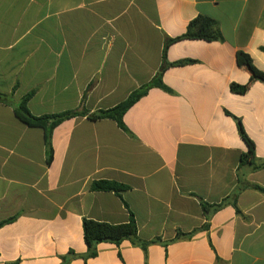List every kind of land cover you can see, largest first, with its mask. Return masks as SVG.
Returning <instances> with one entry per match:
<instances>
[{
  "label": "crops",
  "instance_id": "0c3cea01",
  "mask_svg": "<svg viewBox=\"0 0 264 264\" xmlns=\"http://www.w3.org/2000/svg\"><path fill=\"white\" fill-rule=\"evenodd\" d=\"M201 16L222 39L169 46L168 63L195 61L164 73L171 92L153 88L129 109L128 132L65 120L48 164L45 131L15 114L24 97L36 117L112 109L155 78L167 39ZM263 49L264 0H0V222L15 218L0 228V264H62L70 250V264H264V194L252 188H264V169L241 166L235 120L264 162V83L230 89L250 80L238 52L264 72ZM102 181L126 189L93 191ZM203 204L223 205L207 220ZM130 211L139 238L160 241L103 243L84 260L83 220L126 224Z\"/></svg>",
  "mask_w": 264,
  "mask_h": 264
},
{
  "label": "trees",
  "instance_id": "16d2710c",
  "mask_svg": "<svg viewBox=\"0 0 264 264\" xmlns=\"http://www.w3.org/2000/svg\"><path fill=\"white\" fill-rule=\"evenodd\" d=\"M222 39L221 34L216 28V23L209 18L198 17L193 20L188 28L186 33L175 39H167L164 54H163V64L155 76V78L147 85L141 87L140 89L133 92L126 101L117 105L116 107L109 110H101L99 112L93 113L91 115L86 112L78 111H69L56 115H46L41 117L33 116L28 108V102L31 99L33 94H29L23 98L19 106L15 109V114L17 118L30 127L41 128L45 131V140L47 147L48 159L47 162L50 165L53 159V147H52V133L62 122L69 120L78 116H88L92 120H103L109 119L117 123V125L123 129L125 132H128L124 124V116L129 109H131L142 97L146 96L148 92L153 88L163 89L165 91L171 92V90L165 86L163 83L164 73L171 67H182L195 63L193 60H182L176 63H168L166 61V52L170 45L173 43L182 41V40H203L207 42L219 41ZM264 51V49H263ZM237 63L239 67L245 69V71L250 75V80L245 85L231 84L230 89L232 92L237 94H245L255 82L264 83V72L260 71L253 63L252 58L243 52H238L237 54ZM0 101L3 103H9L7 95L0 94ZM237 122L238 131L240 136L247 144V152L241 155V166L249 165L253 168L254 171H259L264 169V162L257 164L256 162V147L253 141L246 134L242 122L235 118ZM253 189L264 194V188L254 185ZM126 187L120 184L111 183V182H96L92 185L93 191H113L119 193L120 191L125 190ZM237 195L233 196V201L231 204L236 208L237 213L240 214V210L237 207L236 200ZM229 204V200H225V206ZM223 204L217 206H210L208 204H203V209L206 214L207 220L210 217L211 211H217L222 207ZM127 209L128 205L125 203ZM15 218H11L6 221L0 222V228L4 227L7 224L12 223ZM208 224H206L203 229H207ZM83 232L84 240L87 246V254L83 256L84 260L92 259L98 256V246L103 243H110L116 246H120L125 241H130L133 245L142 248L144 251H147L148 246L151 243H156L160 239L153 240L151 242L143 241L138 236V226L134 214L130 211L129 222L126 224L112 225L103 222H97L94 220L84 219L83 220ZM191 234H181L179 233L177 238H190ZM79 257L73 250H70L69 253L62 257V264H70L71 261ZM7 264H18L17 262L7 263Z\"/></svg>",
  "mask_w": 264,
  "mask_h": 264
}]
</instances>
